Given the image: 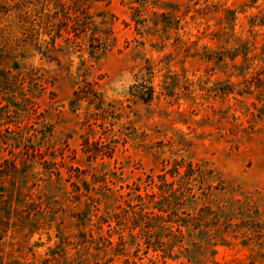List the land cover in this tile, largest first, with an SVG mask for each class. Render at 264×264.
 <instances>
[{
  "label": "rangeland",
  "instance_id": "obj_1",
  "mask_svg": "<svg viewBox=\"0 0 264 264\" xmlns=\"http://www.w3.org/2000/svg\"><path fill=\"white\" fill-rule=\"evenodd\" d=\"M0 264H264V0H0Z\"/></svg>",
  "mask_w": 264,
  "mask_h": 264
},
{
  "label": "trees",
  "instance_id": "obj_2",
  "mask_svg": "<svg viewBox=\"0 0 264 264\" xmlns=\"http://www.w3.org/2000/svg\"><path fill=\"white\" fill-rule=\"evenodd\" d=\"M152 97V89H149V93H148V97L146 99H144L145 101L150 100Z\"/></svg>",
  "mask_w": 264,
  "mask_h": 264
}]
</instances>
